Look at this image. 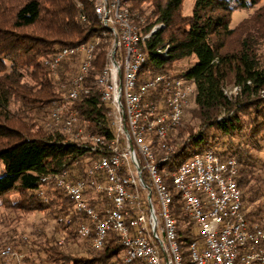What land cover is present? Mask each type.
<instances>
[{
  "label": "trees",
  "instance_id": "trees-1",
  "mask_svg": "<svg viewBox=\"0 0 264 264\" xmlns=\"http://www.w3.org/2000/svg\"><path fill=\"white\" fill-rule=\"evenodd\" d=\"M124 1L144 35L161 26L145 44L149 55L146 74L187 78L194 85L182 124L166 139L168 149L157 152L158 156H170L167 167L162 166L165 184L172 188L168 171L197 153L219 147L215 151L220 156L238 161L248 218L261 220L264 180L255 176L261 168L247 148L255 150L264 135V5L235 27L232 17L237 10H253L264 0H196L188 17L182 14L185 0ZM102 31L90 0H0V198L12 193L19 196L16 201L2 203L18 217L44 213L26 236L1 219L8 228L5 236L9 241L0 244V250L11 246L21 254V264L119 261L122 248L113 235L98 250L78 243L76 230L83 219L74 213L73 202L61 190L45 182L64 169L74 178H84L89 166V154L77 143L65 141L61 126L48 125L56 104L67 103L87 130L110 136V111L94 85L110 41L97 46L95 65L85 84L91 92L77 101L67 102L61 85L70 84L77 74L79 58L65 60L56 75L45 64L64 48L101 37ZM166 47L168 56L164 57L158 50ZM183 62H187L185 67ZM230 85L239 88L236 96L226 94ZM164 90L162 86V96L167 95ZM246 117L248 127L244 125ZM243 137L247 140L239 142ZM40 190L46 192L47 201L39 196ZM88 198L93 206L101 200L92 188ZM175 202L176 218L183 226L187 220L178 196Z\"/></svg>",
  "mask_w": 264,
  "mask_h": 264
},
{
  "label": "built area",
  "instance_id": "built-area-1",
  "mask_svg": "<svg viewBox=\"0 0 264 264\" xmlns=\"http://www.w3.org/2000/svg\"><path fill=\"white\" fill-rule=\"evenodd\" d=\"M90 1L102 36L64 48L45 62L56 75L65 60L79 58L77 74L70 84L61 85L66 101L74 102L90 94L85 84L96 48L110 41L94 79L100 101L110 111V136L87 130L62 102L52 110L48 124L61 126L65 141L89 154L84 178L64 169L45 180L73 202L74 213L83 219L76 230L78 243L98 250L115 236L121 254L118 263L107 264H264V217L247 216L235 158H224L213 149L197 153L167 172L172 188L164 182L162 166L170 156L157 152L168 149L166 139L182 124L194 85L187 78L146 74L145 44L161 26L144 35L124 0ZM158 53L167 57L168 47ZM162 86L167 95L162 96ZM233 91L226 94L236 96L239 88ZM90 188L101 198L95 206L88 198ZM39 196L47 201L44 190ZM176 196L187 220L183 226L176 218ZM71 222L72 216L67 224ZM0 259L21 264L22 256L6 246Z\"/></svg>",
  "mask_w": 264,
  "mask_h": 264
},
{
  "label": "rangeland",
  "instance_id": "rangeland-1",
  "mask_svg": "<svg viewBox=\"0 0 264 264\" xmlns=\"http://www.w3.org/2000/svg\"><path fill=\"white\" fill-rule=\"evenodd\" d=\"M195 1L196 0H185L184 1L183 8H182V14L185 17L192 15L193 6L195 4ZM263 5H264V1L260 2L258 4V6L253 10H237L232 17V27H235L241 21H243L245 18H248L249 16H251L257 8L262 7ZM261 55L264 58V46L261 49ZM194 61L195 60H192V63H194ZM181 65H183L185 67V65H187V62H183ZM233 90H234L233 86H231V85L228 86V88H227L228 94H233V92H234ZM246 113H248V112H246ZM248 118L249 117H246V119H245L246 121H244V125L246 127L249 126V123H248L249 119ZM187 119L188 120L190 119V114L188 115ZM219 136H220V134H219ZM220 140L222 141V136H220ZM245 140H247V138L243 137V138H241V140L239 142H242V141L245 142ZM249 144H252V143L250 142ZM255 147H256L255 150H251L250 149L251 147L247 148V150L252 152V155L255 158V162L257 163V167L261 168V171H258V169H257V171L254 172L255 176L261 177L264 180V135L259 138V141L256 143ZM244 148H246V147H244ZM219 149H220L219 147L215 148L216 151H218ZM88 158H89V156L87 157V159ZM2 170H3V165L0 163V175H1ZM18 198H19V196L16 193H12L11 195H8L7 197H4L2 199L0 198V244L1 245H3V243H7L9 241V240H7V237L5 236L8 228L6 227V225H4V226L2 225V223H1L2 218H3V220H6V224L10 225L9 228L13 227L18 231L19 234L23 233L26 236L33 230V228L38 226V224L40 223V221L44 217V213H27L24 215L20 214L21 218H19L20 216L18 217V215H19L18 213H14V212L6 210L4 207H2V203L4 201H6V200L16 201ZM259 202L264 204V196L260 198ZM255 206H256V204H255ZM251 208L252 207L250 206L249 209L251 210ZM0 264H13V262L10 261L9 259H4V260H0Z\"/></svg>",
  "mask_w": 264,
  "mask_h": 264
}]
</instances>
